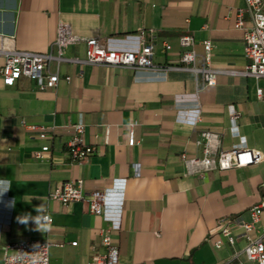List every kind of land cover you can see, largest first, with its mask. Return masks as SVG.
<instances>
[{
    "label": "crops",
    "instance_id": "0c3cea01",
    "mask_svg": "<svg viewBox=\"0 0 264 264\" xmlns=\"http://www.w3.org/2000/svg\"><path fill=\"white\" fill-rule=\"evenodd\" d=\"M242 4L0 0V32L12 35L19 49L45 51L63 20L80 38L99 36L112 47L135 49L138 31L153 27L157 38L172 44L168 50L155 45L156 63L178 62L177 38L191 33L200 53L199 41L211 40L215 68L241 70L246 63L243 34L233 23L235 7ZM84 47L82 40L71 43L65 55L83 57ZM3 62L0 54V66ZM201 63L198 57L196 64ZM59 74L56 86L46 89L26 76L6 85L0 75V188L11 187L0 195V264L5 245L22 238L49 240V264H87L92 246L103 248V227L110 228L118 264H255L235 253L243 245L239 226L233 227V245L224 241L215 247L214 241L220 236V218L248 219V208L264 195V76L218 72L215 84L201 86L200 73L191 69L68 61L59 64ZM233 111H239L235 125ZM22 120L56 126L43 160L33 152L46 140ZM133 120L135 142L128 144ZM72 122L84 124V139L95 146L82 161L73 160L65 149L70 136L65 125ZM202 130L217 133L210 141L211 154L248 146L259 148L263 157L245 166L189 172L180 154L204 155V142H197ZM75 177L83 178L86 191H105L102 214L89 211L80 200L62 205L49 197L58 182ZM44 210L51 222L41 219Z\"/></svg>",
    "mask_w": 264,
    "mask_h": 264
},
{
    "label": "built area",
    "instance_id": "2783aa9c",
    "mask_svg": "<svg viewBox=\"0 0 264 264\" xmlns=\"http://www.w3.org/2000/svg\"><path fill=\"white\" fill-rule=\"evenodd\" d=\"M234 27L240 29L244 40V56L246 63L241 70L217 69L210 62V50L212 42L209 38L201 39L202 52H198L194 45L197 42L191 33L180 34L177 38L181 47L178 62L156 63L153 61L154 47L159 44L161 50L172 47L169 40L159 39L156 29L153 27L141 28L138 31L139 45L135 49H123L112 47L106 38L88 36L80 38L72 31L71 25L60 20L57 25L56 36L50 48L45 51L19 49L13 43L12 35L0 32V54L4 56V62L0 66V75L6 85H13L22 76L29 77L36 82L40 89L52 88L59 81V64L63 61L72 63H89L123 66L133 69L162 70L169 68L191 69L200 73V85L209 86L216 82L218 72L230 74H243L254 77L264 76V0H243V4L235 7ZM82 40L84 42V56H67L65 49L71 43ZM198 57L202 63L196 64ZM52 63L55 66L52 68ZM70 76L66 75L65 79ZM261 95V87L256 88ZM239 111H233L230 115L233 125ZM200 115L196 116V120ZM137 120L128 124V144L135 142L133 127ZM22 124L31 129H37L40 138L46 140L41 147L33 152V155L43 160L49 151L48 140L57 131L54 125L28 123L22 120ZM70 136L65 142V149L69 156L76 161H82L92 154L95 146L84 139V124L72 122L66 124ZM217 138V133L211 130H202L201 138L197 142H204V155L202 157L191 156L185 152L180 154L189 172L202 171L208 168H228L230 166H245L259 162L262 151L259 148L248 146H233L228 149L220 148L217 152L210 153V141ZM139 171L138 164L136 165ZM49 197L62 205H67L74 200H80L86 204L87 209L96 214H102L106 201V193L102 189H84L82 177H75L58 182L49 192ZM264 210V195L259 202L248 208L249 218L236 220L232 216L220 218L217 222L219 238L214 241L215 247H220L224 241L233 245L235 243L234 225L239 226L243 239L241 250L244 256L255 264H264V225L260 224V216ZM41 219L51 222L52 216L47 210L41 213ZM100 244L102 249L92 246L87 264H118V249L111 242L110 228H101ZM72 240L71 244H76ZM51 242L40 238H22L5 245L2 256V264H49V247ZM145 264V263H139ZM238 264H244L238 261Z\"/></svg>",
    "mask_w": 264,
    "mask_h": 264
},
{
    "label": "clouds",
    "instance_id": "9594fccd",
    "mask_svg": "<svg viewBox=\"0 0 264 264\" xmlns=\"http://www.w3.org/2000/svg\"><path fill=\"white\" fill-rule=\"evenodd\" d=\"M0 183H3V182H0ZM10 188H11L10 186L7 187V188H0V195H3V193L6 192L7 190H9ZM21 222H26V221L22 220ZM36 223H37V221H36ZM37 227L41 231L40 226L38 225V223H37Z\"/></svg>",
    "mask_w": 264,
    "mask_h": 264
}]
</instances>
